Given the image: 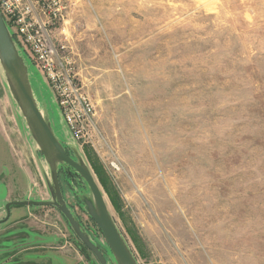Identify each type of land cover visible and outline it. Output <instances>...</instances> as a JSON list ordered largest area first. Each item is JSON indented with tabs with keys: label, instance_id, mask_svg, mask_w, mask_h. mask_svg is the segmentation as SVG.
<instances>
[{
	"label": "rangeland",
	"instance_id": "obj_1",
	"mask_svg": "<svg viewBox=\"0 0 264 264\" xmlns=\"http://www.w3.org/2000/svg\"><path fill=\"white\" fill-rule=\"evenodd\" d=\"M65 7L53 36L94 107L80 150L138 263L264 264V0ZM42 166L0 67V220L7 202L50 199ZM60 183L105 248L81 182ZM81 245L53 207L14 206L0 225V264H99Z\"/></svg>",
	"mask_w": 264,
	"mask_h": 264
},
{
	"label": "water",
	"instance_id": "obj_2",
	"mask_svg": "<svg viewBox=\"0 0 264 264\" xmlns=\"http://www.w3.org/2000/svg\"><path fill=\"white\" fill-rule=\"evenodd\" d=\"M0 67L10 95L19 109V115L24 120L36 147L42 153L49 170L48 173L42 166L50 193L49 200L7 203L5 220L9 219L10 209L14 206L53 207L62 214L79 242L94 255L99 264H139L112 217L104 193L80 147L72 139L53 94L48 86L45 85L47 91L42 88L44 85L38 80L39 71L32 66L14 39L1 12ZM32 78L35 83H39L41 98L36 95ZM52 110L57 114L62 139L58 137L53 126ZM66 147L71 151L72 156L68 154ZM61 167L70 168L85 184L86 190L78 194L77 198L81 203L82 211L100 228L107 243L105 248L93 239L75 211L68 205L60 183Z\"/></svg>",
	"mask_w": 264,
	"mask_h": 264
},
{
	"label": "built area",
	"instance_id": "obj_3",
	"mask_svg": "<svg viewBox=\"0 0 264 264\" xmlns=\"http://www.w3.org/2000/svg\"><path fill=\"white\" fill-rule=\"evenodd\" d=\"M66 0H0L14 39L48 83L63 121L76 144L93 143L94 107L80 83L66 46L53 31L65 20ZM112 165L116 168L115 162Z\"/></svg>",
	"mask_w": 264,
	"mask_h": 264
},
{
	"label": "flooded vegetation",
	"instance_id": "obj_4",
	"mask_svg": "<svg viewBox=\"0 0 264 264\" xmlns=\"http://www.w3.org/2000/svg\"><path fill=\"white\" fill-rule=\"evenodd\" d=\"M52 118V117H51ZM52 123H53V126H54V128H55V131H56V134L58 135V137H60L61 138V132H60V129H59V127H56L55 126V124H54V122L52 121ZM62 139V138H61ZM66 149H67V152H68V154L69 155H71L72 156V154H71V151L66 147ZM59 177H60V180H61V178L62 177H64V178H66V179H68V182H69V184H74V182H75V180H78V182L80 183L81 182V185H82V188H80L82 191H84L85 189V184L84 183H82V180L81 179H79V177H77L74 173H73V171L70 169V168H68V167H61L60 168V170H59ZM74 190V189H73ZM81 191V192H82ZM78 194H80V193H78ZM77 193L75 194V195H78ZM65 197V196H64ZM66 199V198H65ZM28 201H31V200H28ZM67 201V200H66ZM13 202H15V201H13ZM77 202H78V198H77ZM7 203H9V202H7ZM6 203V204H7ZM68 203V202H67ZM6 204H5V206H6ZM27 207H32V206H27ZM5 208V207H4ZM5 212H6V210H5ZM11 213H12V207H11V209H10V217H9V219L11 218ZM6 218V217H5ZM5 218L3 219V220H5ZM9 219H7V220H5V221H3V220H0V225H3V224H5ZM35 239H33V240H31L32 242L34 241Z\"/></svg>",
	"mask_w": 264,
	"mask_h": 264
},
{
	"label": "crops",
	"instance_id": "obj_5",
	"mask_svg": "<svg viewBox=\"0 0 264 264\" xmlns=\"http://www.w3.org/2000/svg\"><path fill=\"white\" fill-rule=\"evenodd\" d=\"M34 241H35V242H34ZM34 241H33V243H36V244H37V242H42V243H43V242H47V239H45V240H42V239H41V240H34ZM33 243H30L29 245H26L27 243L25 242V244H24L23 246H25V245H26V246H31ZM27 248H28V247H27ZM42 248H45V247H42ZM3 249H4V248H3ZM3 249L0 250V253H2V252L6 253V252L8 251L7 248L4 249V250H3ZM26 250H28V249H24V250H22V251H26ZM12 251H13V249H12ZM11 253H12V252H11ZM17 255H21V253H19V254H17ZM13 258H14V257H12L11 259H13ZM64 263H65V264H68L66 260H64ZM3 264H12V261L9 260V261H7V262H5V263H3ZM26 264H33V263H32V262H26ZM38 264H39V263H38Z\"/></svg>",
	"mask_w": 264,
	"mask_h": 264
},
{
	"label": "trees",
	"instance_id": "obj_6",
	"mask_svg": "<svg viewBox=\"0 0 264 264\" xmlns=\"http://www.w3.org/2000/svg\"><path fill=\"white\" fill-rule=\"evenodd\" d=\"M39 77V76H38ZM40 78V77H39ZM39 82L41 83V80L39 79ZM42 84V83H41ZM43 86V85H42ZM45 91H47V89H46V87H45V85L42 87ZM81 247H82V245H81ZM85 249H87L86 247H85ZM88 250V249H87ZM89 251V250H88ZM82 252V251H81Z\"/></svg>",
	"mask_w": 264,
	"mask_h": 264
},
{
	"label": "bare ground",
	"instance_id": "obj_7",
	"mask_svg": "<svg viewBox=\"0 0 264 264\" xmlns=\"http://www.w3.org/2000/svg\"><path fill=\"white\" fill-rule=\"evenodd\" d=\"M49 173V172H48Z\"/></svg>",
	"mask_w": 264,
	"mask_h": 264
}]
</instances>
